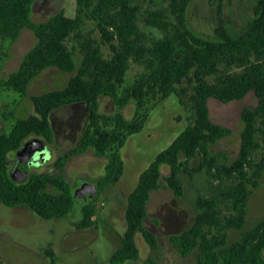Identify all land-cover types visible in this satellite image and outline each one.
I'll return each mask as SVG.
<instances>
[{"label":"trees","instance_id":"1","mask_svg":"<svg viewBox=\"0 0 264 264\" xmlns=\"http://www.w3.org/2000/svg\"><path fill=\"white\" fill-rule=\"evenodd\" d=\"M35 1L0 0V42H14L24 28L35 37L33 46L0 86L25 96L30 82L47 68L72 75L62 88L31 95L34 113L15 119L8 133L0 132V202L8 207L23 205L46 220L72 212L76 198L63 174L30 172L24 182L10 177L9 153L16 152L32 135L47 144L52 142L49 117L55 109L85 105L88 124L79 144L60 156L55 167L63 168L71 155L88 149L97 157L108 155L104 175L96 185L98 191L120 179L123 164L119 151L129 136L143 129L150 108L158 100L177 96L191 121L155 155L127 194L122 244L112 253L110 263L138 259L136 233L152 250L157 248L156 236L143 224L151 192L168 188L176 198H182V177L191 179L204 173L206 193H199L192 201L194 219L185 230L171 235L170 242L182 257L195 252L197 264H264V219L228 241L229 230L244 227L251 187L258 185L264 171V0H254L253 16L241 33L232 34L219 12L209 36L188 26L191 0H168V14L157 9L143 16L144 23L159 32L149 37L140 29L139 10L131 0H77L80 10L93 6L90 14L97 20L101 43L108 44L112 52L105 58L99 47L82 41L79 63L66 40L79 28L80 19L58 11L45 21L33 22L30 13ZM131 61L144 65L145 72L123 87ZM250 92L256 105L241 109L237 156L231 162L222 161L224 154H212L210 146L231 131L210 119L208 100L228 103ZM102 97L118 108L132 103V118L100 113ZM193 161L197 165H192ZM161 166L168 167L166 174ZM93 215V207L83 203L75 227H90ZM43 254L47 264H56L51 244ZM145 264H153V260Z\"/></svg>","mask_w":264,"mask_h":264},{"label":"rangeland","instance_id":"2","mask_svg":"<svg viewBox=\"0 0 264 264\" xmlns=\"http://www.w3.org/2000/svg\"><path fill=\"white\" fill-rule=\"evenodd\" d=\"M138 7V24L146 36H158L159 32L144 23L146 12L160 9L168 14V0H131ZM254 0H191L187 10V24L193 31L209 36L217 24L218 13L224 19L232 34L241 33L253 16ZM93 7V6H92ZM90 8L78 9L77 0H36L30 19L45 21L50 15L63 11L68 17L80 19L79 28L66 40L75 62L82 59L80 43L90 41L99 47L108 58L112 52L108 44L101 43L97 20L90 14ZM35 37L31 30L24 28L12 42H0V81L14 71L23 55L33 46ZM145 72L144 65L131 61L125 75L123 87ZM72 74L55 67L45 69L34 78L22 96L16 91L4 90L0 86V132L8 133L15 119L33 114L31 95L62 88ZM183 99V98H182ZM177 96L158 100L148 111L143 129L127 138L119 151L123 173L114 183H107L96 192L94 198L84 202L93 207L92 224L77 229L75 223L81 218V203L75 201L72 212L63 218L42 219L27 207H8L0 202V264H47L43 250L48 244L55 253L56 264H111L112 253L121 246L126 227V196L135 187L139 174L191 121L189 112L180 104ZM256 98L252 92L241 100L221 103L208 100L209 116L212 121L230 129L227 137L210 146L212 154H224L222 161L235 159L239 148L241 131L240 114L244 106L254 107ZM100 113L113 116L121 113L131 119L134 113L132 103L118 108L106 97L99 99ZM52 128V142L47 144L43 161L31 164L29 173H61L69 181L72 192L82 184L97 185L104 175L108 155L97 157L92 150L71 155L63 168L57 169L55 161L79 144L83 130L88 124V112L83 103L70 104L55 109L49 117ZM32 135L31 137H35ZM30 137V138H31ZM9 167L15 163V152L8 155ZM192 165H197L193 161ZM163 174L168 167L161 166ZM184 195L176 198L168 188L151 192L147 202L144 226L156 236L157 248L152 250L140 233L134 241L138 259L124 264H145L150 258L153 264H197L195 252L182 257L170 242L169 237L190 226L195 209L192 201L199 194L206 193V176L197 174L193 178L183 176ZM163 183V181H161ZM264 219V171L256 187H251L247 204L245 225L241 230H229L228 241L237 239L241 232L250 230Z\"/></svg>","mask_w":264,"mask_h":264},{"label":"water","instance_id":"3","mask_svg":"<svg viewBox=\"0 0 264 264\" xmlns=\"http://www.w3.org/2000/svg\"><path fill=\"white\" fill-rule=\"evenodd\" d=\"M46 148V141L39 136L31 137L26 140L15 152V163L11 167L10 177L16 182H24L29 175L31 164L44 160L43 157ZM35 155L36 158H34ZM96 192L97 189L95 185L84 183L74 194L76 200L84 203L91 201L96 195Z\"/></svg>","mask_w":264,"mask_h":264},{"label":"flooded vegetation","instance_id":"4","mask_svg":"<svg viewBox=\"0 0 264 264\" xmlns=\"http://www.w3.org/2000/svg\"><path fill=\"white\" fill-rule=\"evenodd\" d=\"M34 158H36V155L34 156Z\"/></svg>","mask_w":264,"mask_h":264}]
</instances>
